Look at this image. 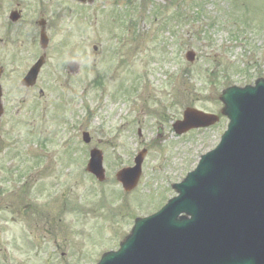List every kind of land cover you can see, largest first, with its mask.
<instances>
[{"label": "rangeland", "instance_id": "rangeland-1", "mask_svg": "<svg viewBox=\"0 0 264 264\" xmlns=\"http://www.w3.org/2000/svg\"><path fill=\"white\" fill-rule=\"evenodd\" d=\"M51 10L45 94L20 104L22 94L9 92L1 117L0 249L25 264L35 250L51 263L64 252V264H95L218 144L228 119L178 135L172 124L184 109L220 114L224 88L264 78V0H53ZM70 60L82 67L70 73ZM92 147L103 152L101 182L85 168ZM143 148L139 183L126 195L115 174ZM51 217L60 218L51 231L38 226Z\"/></svg>", "mask_w": 264, "mask_h": 264}, {"label": "water", "instance_id": "water-1", "mask_svg": "<svg viewBox=\"0 0 264 264\" xmlns=\"http://www.w3.org/2000/svg\"><path fill=\"white\" fill-rule=\"evenodd\" d=\"M221 99L230 123L220 145L176 185L178 196L138 219L119 251L106 253L98 264H264V80L227 88ZM216 120L188 108L175 130ZM138 171L139 165L130 183L124 182L128 189Z\"/></svg>", "mask_w": 264, "mask_h": 264}, {"label": "flooded vegetation", "instance_id": "flooded-vegetation-1", "mask_svg": "<svg viewBox=\"0 0 264 264\" xmlns=\"http://www.w3.org/2000/svg\"><path fill=\"white\" fill-rule=\"evenodd\" d=\"M53 0H0V85L2 89L3 107L6 112V96L9 92L21 93L20 104L26 103L28 98L38 93L39 97L44 96V88L40 85V78L45 76V69L48 65L49 44L42 41L43 33L49 37L53 28L54 13L51 10ZM69 13L74 10L68 9ZM71 16V15H70ZM77 30L76 23L69 27L68 34ZM67 34V35H68ZM66 36V35H65ZM45 63L40 67L35 83L26 86L23 83L24 77L29 69L41 58ZM28 108H34L33 104ZM38 220V226L47 227L51 231L52 225L60 218H43ZM57 222V223H58ZM56 234L59 235L60 231ZM39 242V241H38ZM40 243V242H39ZM59 251V244L55 242L54 252ZM36 261L33 264H64L61 256L55 262L50 258L39 257V251L35 250ZM0 249V264H6ZM5 260V261H3ZM12 264H25L24 260L10 258Z\"/></svg>", "mask_w": 264, "mask_h": 264}]
</instances>
